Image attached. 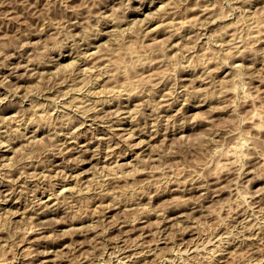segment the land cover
Wrapping results in <instances>:
<instances>
[{"label":"rangeland","instance_id":"1","mask_svg":"<svg viewBox=\"0 0 264 264\" xmlns=\"http://www.w3.org/2000/svg\"><path fill=\"white\" fill-rule=\"evenodd\" d=\"M166 1L0 0V264H264V0Z\"/></svg>","mask_w":264,"mask_h":264},{"label":"bare ground","instance_id":"2","mask_svg":"<svg viewBox=\"0 0 264 264\" xmlns=\"http://www.w3.org/2000/svg\"><path fill=\"white\" fill-rule=\"evenodd\" d=\"M152 1V0H151ZM163 1V0H162ZM164 1H166V0H164ZM168 1L169 2H171L170 0H167L166 2H167V7L168 8H170V6H168ZM173 1V0H172ZM175 1H177V0H175ZM187 1H189V0H187ZM166 2H163V4H165ZM178 2V1H177ZM176 2V3H177ZM180 2V1H179ZM152 3V2H151ZM172 3V2H171ZM187 3V2H186ZM163 4H161V5H159L158 6V10H159V7L161 8L162 6H166V5H163ZM173 4H175L174 2H173ZM149 7H150V5H149ZM151 9V8H150ZM180 9V8H179ZM170 11V10H169ZM172 11V10H171ZM176 12H177V10H176ZM172 14V13H171ZM173 16V15H172ZM169 17V16H168ZM171 18V17H170ZM174 18V17H173ZM167 22V21H166ZM164 23H165V21H164ZM170 23V22H169ZM161 24V23H160ZM162 24H163V22H162ZM107 32V31H106ZM171 39L174 41V39L171 37ZM170 42V41H169ZM171 43V42H170ZM170 43H169V45H170ZM173 43V42H172ZM169 45H167L168 47H169ZM171 46V45H170ZM174 46H176V43H175V45ZM94 54V53H93ZM235 60H233V62H234ZM236 62V61H235ZM115 129V128H114ZM115 131V130H114ZM40 199H42V198H40ZM42 201V200H41ZM47 202V201H46ZM45 202H43V204H44ZM47 204V203H46ZM45 206H47V205H45ZM50 207V206H49ZM39 208V207H38ZM51 208V207H50ZM41 209V208H40ZM44 209V208H43ZM48 209V208H47ZM39 210V209H38ZM37 210V211H38ZM42 210V209H41ZM39 212H40V210H39ZM195 248V247H194ZM193 248V249H194Z\"/></svg>","mask_w":264,"mask_h":264}]
</instances>
